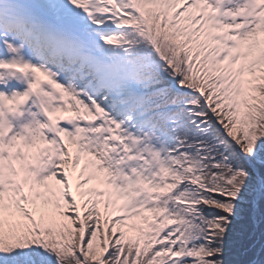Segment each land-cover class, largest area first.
I'll use <instances>...</instances> for the list:
<instances>
[{"label": "snow or ice", "instance_id": "snow-or-ice-1", "mask_svg": "<svg viewBox=\"0 0 264 264\" xmlns=\"http://www.w3.org/2000/svg\"><path fill=\"white\" fill-rule=\"evenodd\" d=\"M0 264H264V0H0Z\"/></svg>", "mask_w": 264, "mask_h": 264}]
</instances>
